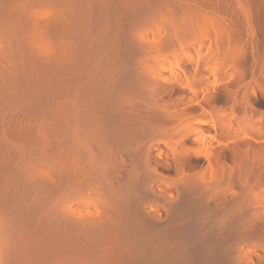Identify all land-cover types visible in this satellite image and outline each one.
<instances>
[{
  "label": "bare ground",
  "instance_id": "bare-ground-1",
  "mask_svg": "<svg viewBox=\"0 0 264 264\" xmlns=\"http://www.w3.org/2000/svg\"><path fill=\"white\" fill-rule=\"evenodd\" d=\"M0 264H264V0H0Z\"/></svg>",
  "mask_w": 264,
  "mask_h": 264
}]
</instances>
